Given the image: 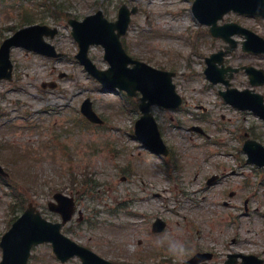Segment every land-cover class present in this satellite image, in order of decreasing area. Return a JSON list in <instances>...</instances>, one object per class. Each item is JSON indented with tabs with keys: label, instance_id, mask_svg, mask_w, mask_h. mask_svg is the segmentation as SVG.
Wrapping results in <instances>:
<instances>
[{
	"label": "rangeland",
	"instance_id": "obj_1",
	"mask_svg": "<svg viewBox=\"0 0 264 264\" xmlns=\"http://www.w3.org/2000/svg\"><path fill=\"white\" fill-rule=\"evenodd\" d=\"M192 3L0 0V45L20 28L41 24L58 28V35L48 41L64 54L51 59L14 48V79L0 81V165L9 175L0 176V241L29 203L59 221L48 203L63 193L74 196L81 211L64 233L112 260L183 264L199 251L214 253L209 264H226L233 253L264 259V168L248 164L242 151L245 133L264 144V121L226 104L219 95L225 86L206 79V58L225 44L197 22ZM123 4L138 8L122 39L127 52L176 72L174 82L184 99L177 111L153 109L172 153L166 158L134 138L140 113L131 100L136 105L139 100L105 92L76 59L78 46L68 20H83L102 9L114 21ZM225 21L238 22L264 38L263 19L231 13ZM90 58L99 69L108 68L101 47H92ZM225 64L264 68V55L238 49ZM45 82L57 87L43 89ZM232 86L251 87L246 73L237 74ZM257 91L264 94V86ZM86 99L104 125L83 116ZM194 126L206 135L191 131ZM213 176L218 179L208 186ZM156 218L168 224L157 235L151 231ZM170 239L183 241L187 251L170 254ZM33 255L31 264H56L47 245Z\"/></svg>",
	"mask_w": 264,
	"mask_h": 264
},
{
	"label": "water",
	"instance_id": "obj_2",
	"mask_svg": "<svg viewBox=\"0 0 264 264\" xmlns=\"http://www.w3.org/2000/svg\"><path fill=\"white\" fill-rule=\"evenodd\" d=\"M230 11L264 17V0H196L194 5L196 17L200 22L212 26L211 31L216 36H225L222 32V30H225V27H218L217 22L224 14ZM129 23L130 13L126 7L121 9L119 20L116 23H108L101 13L86 18L82 23L72 22L75 38L81 47L78 58L88 71L110 90L119 87L128 91L132 96L137 91L142 93L143 98L140 108L144 116L137 123V136L156 152L167 153L155 120L150 115V108L154 104L167 107L179 105L180 99L176 97L174 85H172L171 78L173 74L162 72L146 64L133 61L126 55L119 39L121 35L126 33ZM241 32L248 33L244 30ZM48 34L50 32L47 28L33 26L18 32L13 38L7 40L0 50V78L11 76L7 71L12 68L10 50L13 46H23L48 56H56L54 47L43 41V36ZM253 37L256 42L254 44L255 48L252 51L264 53V41L258 37ZM93 44H101L105 47L106 59L111 64L109 71H98L88 59V50ZM222 61L221 55L214 56L211 60H208L210 67L207 70V74L215 83L220 80L214 77L215 64L216 62L222 63ZM129 64H133L134 67L128 68ZM248 73L252 77L253 84H263V71L248 69ZM258 74L260 75V80L256 77ZM224 95L226 100L234 106L241 109L253 110L264 118V98L262 96L256 95L252 91H245L243 93L229 91L224 93ZM83 111L91 121L101 123L93 112L89 100L84 103ZM244 150L249 156V162L264 166V147L262 145L250 141L246 144ZM56 199L60 203V206L55 207L53 204L50 206L53 210L62 212L64 222H66L71 218L73 201L61 194L56 195ZM60 228L61 224L46 222L39 213H35L34 208L30 207L3 238L4 260L1 264H27L31 248L43 242L54 243L58 255L63 261H66L70 256L78 254L84 258L85 264H96L90 259L92 255L96 256L87 249L77 246L63 237L60 234ZM100 261L104 264V261ZM101 262L99 264H102Z\"/></svg>",
	"mask_w": 264,
	"mask_h": 264
},
{
	"label": "clouds",
	"instance_id": "obj_3",
	"mask_svg": "<svg viewBox=\"0 0 264 264\" xmlns=\"http://www.w3.org/2000/svg\"><path fill=\"white\" fill-rule=\"evenodd\" d=\"M157 245L161 244L162 241L156 240ZM167 250L172 255H182L187 251V246L183 241L177 239H170L167 245Z\"/></svg>",
	"mask_w": 264,
	"mask_h": 264
},
{
	"label": "flooded vegetation",
	"instance_id": "obj_4",
	"mask_svg": "<svg viewBox=\"0 0 264 264\" xmlns=\"http://www.w3.org/2000/svg\"><path fill=\"white\" fill-rule=\"evenodd\" d=\"M76 259H73L71 262H74Z\"/></svg>",
	"mask_w": 264,
	"mask_h": 264
}]
</instances>
